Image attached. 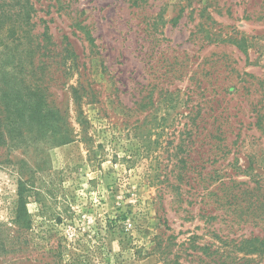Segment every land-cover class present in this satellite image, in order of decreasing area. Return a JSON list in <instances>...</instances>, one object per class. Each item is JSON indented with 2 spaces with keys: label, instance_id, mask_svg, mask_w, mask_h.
<instances>
[{
  "label": "rangeland",
  "instance_id": "obj_1",
  "mask_svg": "<svg viewBox=\"0 0 264 264\" xmlns=\"http://www.w3.org/2000/svg\"><path fill=\"white\" fill-rule=\"evenodd\" d=\"M255 235L264 0H0V264H246Z\"/></svg>",
  "mask_w": 264,
  "mask_h": 264
},
{
  "label": "trees",
  "instance_id": "obj_2",
  "mask_svg": "<svg viewBox=\"0 0 264 264\" xmlns=\"http://www.w3.org/2000/svg\"><path fill=\"white\" fill-rule=\"evenodd\" d=\"M28 21H30V17L28 18ZM30 53H32L31 64H33L34 56H33L32 50ZM34 97H35V103L32 106L33 112L30 118L33 121L36 120L37 122V120H39L43 116L45 107H44V99L41 96H37V94H35ZM30 104L31 102H26V101L23 102V110H24L23 116L24 117L26 115V111L28 112L30 108L29 107ZM235 248L236 250L244 253V257H243L245 259L244 263L247 264L248 262H251L253 260L252 258L247 257L248 255L256 254L259 256H264V237H261L258 235L244 237L236 243Z\"/></svg>",
  "mask_w": 264,
  "mask_h": 264
}]
</instances>
